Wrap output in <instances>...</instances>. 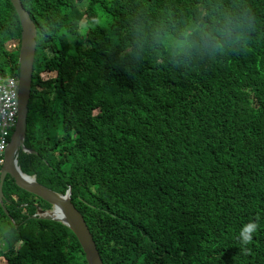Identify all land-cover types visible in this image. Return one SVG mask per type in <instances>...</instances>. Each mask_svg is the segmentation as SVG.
<instances>
[{
  "label": "trees",
  "instance_id": "16d2710c",
  "mask_svg": "<svg viewBox=\"0 0 264 264\" xmlns=\"http://www.w3.org/2000/svg\"><path fill=\"white\" fill-rule=\"evenodd\" d=\"M36 26L22 174L83 212L104 264H264V0H22ZM243 15L242 37L174 55L187 21ZM102 16L106 24L101 23ZM22 28L0 0V69ZM0 264H88L10 177ZM258 224L251 243L239 231Z\"/></svg>",
  "mask_w": 264,
  "mask_h": 264
},
{
  "label": "water",
  "instance_id": "95a60500",
  "mask_svg": "<svg viewBox=\"0 0 264 264\" xmlns=\"http://www.w3.org/2000/svg\"><path fill=\"white\" fill-rule=\"evenodd\" d=\"M14 6L21 23V46L19 54L20 72L18 77V116L14 131L11 135L9 145L4 155V164L0 175V203L4 206L7 214L9 211L4 205L5 196L3 186L7 177L14 180L15 184L21 189L26 190L45 201L52 207L44 209L36 207L32 217H40L49 220H57L68 225L77 234L82 243V249L86 255L88 264H104L93 234L88 226L83 212L77 207L71 197V189L64 194L59 193L49 187L42 186L24 174L18 166V155L20 151L24 153H35L24 146L26 136V118L28 114V102L31 94V82L33 72V61L36 45V26L22 0H10ZM62 213V218L55 215L57 211Z\"/></svg>",
  "mask_w": 264,
  "mask_h": 264
},
{
  "label": "clouds",
  "instance_id": "9594fccd",
  "mask_svg": "<svg viewBox=\"0 0 264 264\" xmlns=\"http://www.w3.org/2000/svg\"><path fill=\"white\" fill-rule=\"evenodd\" d=\"M244 27L245 20L242 14L225 15L223 19H218L214 25L203 21H187L178 37L173 38L167 33L164 36L172 42L171 47L174 55L184 54L189 50L212 49L222 51L226 45L241 39ZM14 128L11 130L9 142ZM1 169L2 167H0V175ZM257 229L258 224L255 221L244 223L239 231L241 244L251 243L253 234Z\"/></svg>",
  "mask_w": 264,
  "mask_h": 264
},
{
  "label": "built area",
  "instance_id": "2783aa9c",
  "mask_svg": "<svg viewBox=\"0 0 264 264\" xmlns=\"http://www.w3.org/2000/svg\"><path fill=\"white\" fill-rule=\"evenodd\" d=\"M18 85V78L0 70V167L4 164L9 136L18 116Z\"/></svg>",
  "mask_w": 264,
  "mask_h": 264
},
{
  "label": "bare ground",
  "instance_id": "6f19581e",
  "mask_svg": "<svg viewBox=\"0 0 264 264\" xmlns=\"http://www.w3.org/2000/svg\"><path fill=\"white\" fill-rule=\"evenodd\" d=\"M55 215L59 218H62V213L59 210L55 213Z\"/></svg>",
  "mask_w": 264,
  "mask_h": 264
},
{
  "label": "rangeland",
  "instance_id": "374dc122",
  "mask_svg": "<svg viewBox=\"0 0 264 264\" xmlns=\"http://www.w3.org/2000/svg\"><path fill=\"white\" fill-rule=\"evenodd\" d=\"M100 21H101V23L106 24V21H105V19L102 16H100ZM0 240H2V238Z\"/></svg>",
  "mask_w": 264,
  "mask_h": 264
}]
</instances>
